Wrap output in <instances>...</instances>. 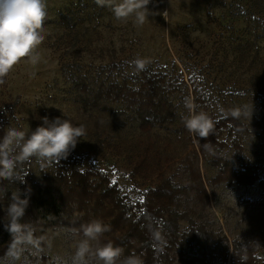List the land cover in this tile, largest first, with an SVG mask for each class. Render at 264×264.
Instances as JSON below:
<instances>
[{"label": "trees", "instance_id": "trees-1", "mask_svg": "<svg viewBox=\"0 0 264 264\" xmlns=\"http://www.w3.org/2000/svg\"><path fill=\"white\" fill-rule=\"evenodd\" d=\"M234 4L253 23L263 20L264 0H249L246 11L240 2ZM65 38L64 53L78 57V29L70 27ZM171 68L173 72L168 68L153 71L136 61L100 67L93 74L76 64L63 68L74 101L85 102L92 111L130 119L144 140L126 159L123 171L103 170L93 160L82 167L84 157L71 151L67 159L43 170L38 165L34 172L33 161L19 166L28 173L23 183L0 180V260L8 256L11 240L5 230V210L11 194L19 190L21 198L29 201L21 223H30L34 235L47 229L75 235L82 224L99 219L111 228L101 243L111 241L123 248V256H139L143 264H264V250L259 256L254 234L245 244L230 241L210 211L212 193L219 187L264 189V165L254 163L246 152V138L252 135L264 145V83L248 90L255 103L257 131L242 116L208 115L215 126L207 139H200L185 129L173 99H180L186 115V98L197 112L208 114L212 101L202 87L203 75L191 67L185 80L174 62ZM3 116L0 111V138L7 129ZM170 129L177 130L184 144L176 164L171 149L166 152L158 147L152 136L155 130ZM90 142L87 152L93 155L115 148L95 132ZM204 165L214 171L212 178L202 174ZM120 179L128 184L126 189Z\"/></svg>", "mask_w": 264, "mask_h": 264}, {"label": "rangeland", "instance_id": "rangeland-1", "mask_svg": "<svg viewBox=\"0 0 264 264\" xmlns=\"http://www.w3.org/2000/svg\"><path fill=\"white\" fill-rule=\"evenodd\" d=\"M234 1L152 0L148 7L153 13L143 26H137L131 19L116 20L108 7L97 6L95 0H47L45 39L37 49L40 61L36 65L21 61L5 84L0 85V111L4 112L7 128L16 127L30 134L42 125L43 117L68 119L74 126L86 128V135L72 150L84 157L82 167L93 160L103 170L123 171L126 159L140 149L144 140L136 124L122 115L92 111L85 102L74 101L63 68L76 64L93 74L100 67L136 61L153 71L168 68L172 72L174 62L185 80L191 67H197L203 75L202 87L211 95L208 115H231V110L239 109L243 113L240 116L257 131L255 103L248 90L264 83V18L253 23L240 14ZM236 1L246 11L249 0ZM165 11V19L157 14ZM70 27L79 32L78 57L71 52L65 54V35ZM173 102L179 114L185 116L180 99ZM178 124L179 121L176 129ZM176 129L155 130L152 134L158 147L166 152L171 149L175 164L184 149ZM93 132L103 135L107 144L115 148H105L99 155L88 153ZM246 152L254 163L264 165V145L256 135L246 138ZM32 161V170L36 172L40 163ZM202 174L210 179L214 171L204 165ZM119 183L124 189L128 186L123 179ZM210 211L211 219L230 241L237 239L245 244L254 234L261 256L264 189L219 187L212 193ZM181 228H185L184 223ZM34 238L39 240L38 246L25 245L18 259L7 256L0 264H71L75 235L47 229Z\"/></svg>", "mask_w": 264, "mask_h": 264}, {"label": "clouds", "instance_id": "clouds-1", "mask_svg": "<svg viewBox=\"0 0 264 264\" xmlns=\"http://www.w3.org/2000/svg\"><path fill=\"white\" fill-rule=\"evenodd\" d=\"M151 2L95 0L97 6L108 7L116 20L131 19L137 26H143L153 13L148 7ZM157 14L163 15L164 19L167 16L166 11ZM47 16V0H0V85L5 84L8 75L21 61L26 60L31 65L40 61L37 49L45 39L43 29ZM183 107L187 111L182 117L185 129L200 139H207L213 132L214 120L203 111L197 112L190 99L184 100ZM231 115L239 118L243 113L233 109ZM85 135L84 125L74 126L68 119L59 117L52 120L43 117L42 125L30 134L9 126L0 138V180L23 183L28 173L19 166L33 159L40 163L42 170L45 166L59 164ZM21 195L19 190L12 193L5 210V230L11 237L7 255L15 259L19 258L25 245H39L31 224L21 223L29 204ZM110 230V226L99 219L75 230L71 264H143L139 256H123V248L114 246L111 241L101 243V237Z\"/></svg>", "mask_w": 264, "mask_h": 264}]
</instances>
